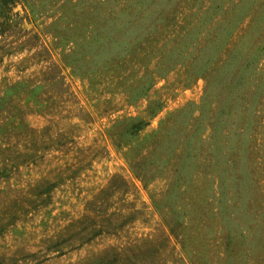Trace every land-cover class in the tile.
I'll list each match as a JSON object with an SVG mask.
<instances>
[{
	"label": "rangeland",
	"instance_id": "rangeland-1",
	"mask_svg": "<svg viewBox=\"0 0 264 264\" xmlns=\"http://www.w3.org/2000/svg\"><path fill=\"white\" fill-rule=\"evenodd\" d=\"M262 29L264 0H0V90L19 94L29 127L74 139L33 165L0 163V264H264V58L239 67L250 34ZM130 42L125 55L121 44ZM170 47H182L183 60L153 69ZM116 52L124 54L108 63ZM143 65L159 78L123 104L124 85L145 75ZM111 69L119 81L106 84ZM237 74L250 75L247 95L225 111L221 136L239 139L235 151L248 159L217 178L193 160L197 190L187 195L167 194L169 169L144 190L128 165L132 153L110 142L116 122L146 118L133 153L164 130L201 135L214 121L219 81L231 87ZM68 90L74 108L64 104ZM40 180L55 185L45 201L29 195Z\"/></svg>",
	"mask_w": 264,
	"mask_h": 264
},
{
	"label": "trees",
	"instance_id": "trees-1",
	"mask_svg": "<svg viewBox=\"0 0 264 264\" xmlns=\"http://www.w3.org/2000/svg\"><path fill=\"white\" fill-rule=\"evenodd\" d=\"M219 8H221L220 5L215 4L214 6H211L209 13L213 12V14H217L216 10ZM125 12L126 10H120L114 19H119L118 16L126 14ZM240 12H242V10H240ZM231 13H234V10H231ZM128 15L133 16L132 13H128ZM261 20H263V17H261ZM191 39L192 37H187V40L190 41ZM182 40H186V37L181 38V41ZM263 40L264 29L250 34L248 40L249 50H247L243 59L240 61L239 67L251 70L254 69L255 66L258 68V65L264 58ZM181 41L180 43L177 42V44H181ZM207 44L204 47L201 46L202 48L197 53H204L205 47H208ZM121 46L123 52H126L125 55H132V53H127L131 52L133 49L131 42L122 43ZM181 48L182 47H170V50L168 49L165 54L160 55L157 59V64L152 68L155 69L161 62L167 67L168 63H171V66L174 64L176 66L180 60H183V57L186 54ZM123 54L124 53L119 54L116 52L114 57L108 63L116 61L122 57ZM196 55L197 54L195 53L194 56L196 57ZM236 57V55H231L232 59H235ZM165 61L167 63H165ZM143 67L145 75H141L137 78L138 80L134 84H132V82L124 85L123 94H121L122 102H124L123 104H130L135 100L144 98L150 88L154 85V82L159 78V73L149 71L146 68V65H143L142 68ZM111 72L113 73V69H111ZM119 72H114L112 75L111 73H108L110 77L106 79V84H115V82H118L119 76H117V74ZM122 72L125 71L123 70ZM246 78H250V75L237 74L234 83L230 82L231 87H228L231 88V90L227 88L226 83L224 86H221L219 81L220 90L218 93L215 92L214 95L220 100V103H216L218 108L212 110L214 117L210 120L214 119L213 123H211L201 135H198V133L195 135L194 131L196 130L192 129V131H190L189 127H186L185 129L179 128L172 132V135L169 133L171 129L164 130L159 134H162L163 136L157 138L159 141L154 142L152 145H147L141 150H137L134 154L133 150L135 149V141L133 140V137L137 135L139 137L144 130V127L147 126L146 118H137L132 121H129L131 119H121L116 122L117 124L115 123L116 125L113 126L114 128L110 134V142L115 149H125L127 153H132V157L128 159V165L134 178L142 185L144 190H147L150 184L156 182L158 178H162L161 176L163 172L169 169L172 179L167 180V182H169L167 185L169 188H166L168 189L167 194L169 195L171 191L178 189L179 196L180 194L187 195L188 190H190L191 187V191L194 192L197 190L195 187L196 185L193 187V184H196L195 180H197L198 170L195 169L196 167H193V160L195 162H203L207 165L210 164L212 167L210 171H203L202 173L206 178H210V175L217 178L220 176V173L228 172L227 167L232 168L231 171L233 175L236 171L237 164L242 160L245 162V160L248 159L247 155L240 156L238 152L235 151L239 146H243V143H241L239 139L234 141L233 136H229V138H223L221 136L222 131L225 128L223 127L225 122L223 118L225 111L230 108L234 109L236 104H239L241 97L247 95L243 93ZM251 88L254 89L253 92H250L251 95H255V93L258 92V85H254ZM6 90L7 89L0 90V163L8 165L13 169L33 165L46 153L61 151V148L66 144L62 142L68 140L67 138H69L70 141L67 142L68 145L74 141V139L68 137V134L66 133H57L53 136V134H50L48 127L40 130L29 127L23 119L25 111L21 99L17 96L19 94ZM224 90H226V92L223 96ZM235 90L237 93H235ZM108 94L112 95V92ZM226 100L229 102L228 105L223 103ZM245 110H249L252 115H256L255 111H251L248 108ZM150 114L153 115L154 113ZM189 132H191V134ZM189 134L192 136L194 134L193 141L189 138ZM55 141L61 143L52 146L51 143ZM198 144L200 145L199 147L197 146ZM46 184L48 185L45 180H40L30 187V190L33 193L29 195L32 196V199L38 198L45 201V197L50 196V192L55 185L46 186ZM164 197V194H162V198ZM152 203L160 212L162 219L166 222L170 234L175 239H179V236L175 233L174 226L170 221L167 209L165 205H163L162 199H159V197L155 195V192L153 193ZM30 204H33L32 200L26 201V206H29ZM191 205L192 201L188 206Z\"/></svg>",
	"mask_w": 264,
	"mask_h": 264
},
{
	"label": "crops",
	"instance_id": "crops-1",
	"mask_svg": "<svg viewBox=\"0 0 264 264\" xmlns=\"http://www.w3.org/2000/svg\"><path fill=\"white\" fill-rule=\"evenodd\" d=\"M67 95V94H66ZM68 95H70V91L68 90ZM64 104L70 108H74L76 102L74 101L73 97L70 95V98L64 102Z\"/></svg>",
	"mask_w": 264,
	"mask_h": 264
}]
</instances>
